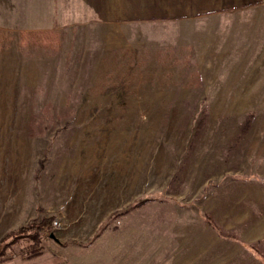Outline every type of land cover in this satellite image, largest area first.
Returning a JSON list of instances; mask_svg holds the SVG:
<instances>
[{
    "label": "rangeland",
    "instance_id": "1",
    "mask_svg": "<svg viewBox=\"0 0 264 264\" xmlns=\"http://www.w3.org/2000/svg\"><path fill=\"white\" fill-rule=\"evenodd\" d=\"M49 7L0 0V239L59 225L38 254L22 239L0 264H264V44L180 67L175 28L157 24L150 57L164 54L166 84L98 85L124 80L109 54L123 41L95 45L99 71L70 39L80 23L61 13L47 29ZM148 45L130 46L141 68ZM48 103L75 113L33 137Z\"/></svg>",
    "mask_w": 264,
    "mask_h": 264
},
{
    "label": "crops",
    "instance_id": "2",
    "mask_svg": "<svg viewBox=\"0 0 264 264\" xmlns=\"http://www.w3.org/2000/svg\"><path fill=\"white\" fill-rule=\"evenodd\" d=\"M48 1L50 7L46 16L50 17L52 23L48 24L50 27L47 29L56 26L61 13H64L67 17L66 20H71L75 24L80 23L79 28L75 24L70 26L79 30L77 35L70 37V39L74 37V44L86 46L84 50L87 51L83 53V59H85L86 64L95 60L97 62L96 69L99 71L103 69L100 66L101 60L105 61V59L98 52V46L95 45L102 42L106 46L110 40L123 41V46L114 48L109 54L115 55L114 62H118L117 66H120L119 63L121 62L126 63L122 69L119 68L122 70L120 74L124 80H119L114 75L108 78L111 75L106 73L107 78L102 82L101 78H98V85L112 83V85L117 86L119 83L118 85L134 86L138 82V80H134V77L137 76L149 78V81L145 84L151 86L152 83L159 84L162 82L166 84V81L160 80V77L166 78L164 76L166 70L162 65L166 59L163 57L161 60L164 54L159 59L150 57V52L154 51V47L158 46L159 42L155 41L157 38L151 36L149 31L157 24L166 23L170 28H175L176 43L180 46L183 58H174L173 61L182 64L180 67H183L187 62L197 60V56L201 54L203 56L210 54L217 56L222 52L224 46L241 45L243 43L244 45L258 46L264 44V0ZM16 2L18 5L21 4L20 1ZM173 34L174 32H171V35ZM173 39L174 37L171 36L169 40L172 41ZM132 43L152 45V47L148 45L146 48L142 47L140 49V51L144 49V68L138 65V58H135L138 51L135 49V52L130 48ZM165 46L167 47L169 44H163V47ZM218 46H220L219 49ZM90 47H92L91 52ZM113 51H115L114 54ZM125 52L129 56H126L127 53ZM249 53L253 54V50H250ZM222 55L224 54L222 53ZM93 56L96 57L93 58ZM169 57L171 56L169 55ZM250 57L249 55L248 58L250 59ZM202 59L210 60L211 58ZM153 60H157L159 65L155 67L151 63ZM89 64L88 66H90ZM105 64L102 63V66L105 67ZM152 78H157V80L152 82Z\"/></svg>",
    "mask_w": 264,
    "mask_h": 264
},
{
    "label": "trees",
    "instance_id": "3",
    "mask_svg": "<svg viewBox=\"0 0 264 264\" xmlns=\"http://www.w3.org/2000/svg\"><path fill=\"white\" fill-rule=\"evenodd\" d=\"M74 113L75 111L71 109L65 110L63 112H56L54 105L52 103H48L42 108L41 114L38 115L37 122L33 123L31 136L40 138L45 136L48 129L52 125H55L57 122L72 118ZM142 203H144V200L137 201L133 206L135 207L141 205ZM54 220L55 218L51 216L44 218L40 222H32L28 225L18 228L17 230L8 232L0 239V260L5 259L9 247L17 244L22 239L28 240L26 249L32 252V255L38 254L42 247V236L52 233ZM207 220L212 225V227L218 231L219 234L224 235L221 227L213 218H211V216H207ZM250 248L256 250L257 247L250 246ZM259 256H261L264 260V256L262 254H259Z\"/></svg>",
    "mask_w": 264,
    "mask_h": 264
},
{
    "label": "built area",
    "instance_id": "4",
    "mask_svg": "<svg viewBox=\"0 0 264 264\" xmlns=\"http://www.w3.org/2000/svg\"><path fill=\"white\" fill-rule=\"evenodd\" d=\"M53 225L54 227H57L59 225V222L55 221Z\"/></svg>",
    "mask_w": 264,
    "mask_h": 264
},
{
    "label": "water",
    "instance_id": "5",
    "mask_svg": "<svg viewBox=\"0 0 264 264\" xmlns=\"http://www.w3.org/2000/svg\"><path fill=\"white\" fill-rule=\"evenodd\" d=\"M51 237H53V238H54V235H51Z\"/></svg>",
    "mask_w": 264,
    "mask_h": 264
}]
</instances>
